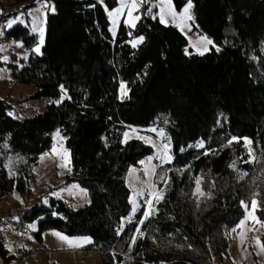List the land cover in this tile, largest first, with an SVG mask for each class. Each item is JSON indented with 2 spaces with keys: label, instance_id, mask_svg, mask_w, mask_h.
<instances>
[{
  "label": "trees",
  "instance_id": "1",
  "mask_svg": "<svg viewBox=\"0 0 264 264\" xmlns=\"http://www.w3.org/2000/svg\"><path fill=\"white\" fill-rule=\"evenodd\" d=\"M49 3L55 11L45 15L41 54L30 53L13 79L33 86L35 97L65 98L22 120L8 116L0 99V201L24 190L13 159H35L59 130L69 152L66 182L85 188L89 203L73 210L50 199V208L32 205L16 223L41 217L38 239L44 230L88 236L101 264H222L243 217L241 201L255 199L254 216L264 224V0H192L196 30L215 46L202 55H185L175 28L147 18L131 33L120 26L110 42L98 0ZM172 4L180 10L185 0ZM136 35L144 40L132 48L126 41ZM22 40L28 50L36 42ZM119 79L127 87L122 101ZM150 125L168 137L171 162L154 171L160 198L143 224L142 205L122 224L130 210L126 173L152 149L139 140L122 144L121 131ZM198 141L203 147L180 152ZM0 252L14 264L1 240Z\"/></svg>",
  "mask_w": 264,
  "mask_h": 264
},
{
  "label": "rangeland",
  "instance_id": "2",
  "mask_svg": "<svg viewBox=\"0 0 264 264\" xmlns=\"http://www.w3.org/2000/svg\"><path fill=\"white\" fill-rule=\"evenodd\" d=\"M103 8L106 21V30L110 42L114 43L120 26H123L128 33H131L146 18L158 21L163 26L175 28L184 38L185 55H201L210 51L214 46L212 39L196 30L197 25L194 19L193 7L190 10L192 19L183 17V8L176 10L171 4L172 10L176 13L173 17L168 12L167 0H144L138 4L139 11L133 9L134 16L139 15L140 19L132 20L134 27L126 24L128 18V7H125L115 24L110 13L115 12L121 5V0H112L113 6L108 7L106 1L98 0ZM130 2V0H128ZM150 9V11H149ZM163 9V11H161ZM51 11L49 0H32L31 2L13 0H0V99L7 106V114L14 120L30 118L35 114L42 113L50 105H57L56 101H62L65 95L62 93L56 97H35V88L31 85H22L13 79V71L26 65L28 55L36 54L33 49L39 43L41 30L44 35L45 15ZM163 15L165 23L160 22ZM9 21H15L12 27H17L20 35L7 36L6 32L11 29L7 27ZM35 29V31H33ZM233 34L232 31L224 33L225 39ZM35 37V44L28 50L23 48L22 37ZM142 35H136L127 39L126 43L132 46ZM144 40V39H143ZM211 40L212 44L207 41ZM225 41V40H224ZM143 42V41H142ZM142 42L138 43L140 45ZM7 57V61L4 60ZM118 80L116 97L122 101L127 96V87L121 89ZM126 86V85H125ZM122 124H119L121 126ZM155 129L156 131H152ZM124 133H128L127 137ZM50 146L35 159L30 157L14 158L11 162L13 171L21 174L24 179V190L18 192L13 190L0 201V240L5 250L15 256L14 264H101L102 252L92 249L91 243H83L79 247L69 248L62 242L55 233V230H44L40 238L35 236L37 221L16 223L18 214L26 211L32 205L50 208V199L60 200L71 209H79L89 203V196L85 188L74 182H66L69 174V152L65 147L66 136L59 131L50 134ZM139 140L152 149V153L140 160L137 165L130 166L125 176V185L130 190L129 214L121 223L130 220L138 208L142 205L143 211L151 201L150 212L153 209V201L159 200L160 195L153 184V176L156 167L171 162L170 142L168 137L160 135V129L153 126H126L122 129L120 142L123 144L128 140ZM104 140V137H102ZM104 144V142H103ZM201 141L188 144L180 149V152L190 148L199 149ZM75 186V187H73ZM135 201V205L133 204ZM135 207V210H133ZM55 214H52L54 217ZM243 221V223H241ZM16 223V224H15ZM15 225V227H14ZM35 227H32V226ZM231 235V241L227 248L226 258L222 264H264V251L257 245V238L261 242L264 237V224L259 223L254 216L252 205L246 211L244 208L243 217ZM61 234V233H60ZM63 235V234H61ZM65 236V235H63ZM74 240L84 241L90 239L88 236H67ZM0 264L1 261H0Z\"/></svg>",
  "mask_w": 264,
  "mask_h": 264
},
{
  "label": "snow or ice",
  "instance_id": "3",
  "mask_svg": "<svg viewBox=\"0 0 264 264\" xmlns=\"http://www.w3.org/2000/svg\"><path fill=\"white\" fill-rule=\"evenodd\" d=\"M143 2H144V0H130V2H128V0H121V5H120V7L117 8V9L115 10V12L110 13L111 17L113 18V23L115 24V18L118 17V16L120 15V13L123 11V9H124L125 7H128L129 10H128V12H127V16H128L129 19H127V20L125 21V23H126V24H129V25L132 26V27H134V24H133L131 21H132V20H138V19H140V17H139V15H135V16H134L133 9H135V11L138 12V11H139L138 4H143ZM171 4H172V0H167L168 12H169L173 17H175V16H176V13L172 10ZM192 7H193L192 0H187V5H186V7L183 8V13H182L183 17H185V18H187V19H189V20L192 19V16L190 15V10L192 9ZM51 11H53V12L55 11L54 7L51 8ZM149 11H150V9H149ZM161 11H163V9H162ZM160 22H161V23H165V18H164L163 15L160 16ZM13 23H15V21H9V22L7 23V27H8V28H11ZM33 31H35V29H33ZM0 35H2V33H0ZM143 39H144L143 36L139 37L136 41H134V42L132 43V46H133V47H136V45H137L138 43L142 42ZM43 43H44V35H43V30H41V35H40L39 43H38L37 46L33 49V51H34L36 54H38V55L41 54V46L43 45ZM207 43H208V44H212V41H211V40H208ZM18 46H22V45H18ZM0 50H2V49H0ZM217 51H219V49H217ZM202 54H203V53H201V55H202ZM7 59H8L7 57H4V60H5V61H7ZM125 87H126V86L122 83V84H121V89L123 90ZM61 90L63 91V87H62V86H61ZM60 102H61V101H56V103H60ZM152 131H156V130H155V129H152ZM57 135H59V130L57 131ZM127 135H128V133H124V136H125V137H127ZM160 135H164L163 130H160ZM233 139H235L237 142H239V138H233ZM230 143H231V141H230ZM245 143L250 144L251 141L245 140ZM198 146H199V147H203V143L201 142V144L198 145ZM249 152H250V154H251V149H249ZM170 159H171V157H168V160H170ZM246 162H251V161H246ZM8 167H9L10 174H14V173H12V171H11V166L9 165ZM69 170H70V169H69ZM244 175H247V173H244ZM199 184H200V181H199V179H197V181H196L197 190H199ZM73 187H75V186H73ZM202 194H203V193L201 192V195H202ZM257 203H258V202H257L255 199H253V200L251 201V205H252V208H253V209L256 207ZM133 204L135 205V201H133ZM241 204H242V206L245 208V210L247 211V210H248V207H249L248 203H246L245 201H241ZM150 207H151V201L148 202L147 207H146V209H145V212H144V214H143V218L138 222L139 224H143L144 219H146V218L149 216L150 213H149V211H148V208H150ZM133 210H135V207H134ZM241 223H243V221H241ZM32 227H35V226L33 225ZM233 230L235 231V229H233ZM136 232H137V233H140V228H139V227L136 228ZM141 234H142V233H141ZM55 235H56V236H57L62 242H65V243L68 245L69 248L79 247V246H81L83 243H91V240H90V239H86V240H84V241H80V240H74V239L69 238V237H67V236H63V235H61L60 233H55ZM257 245L260 246L261 251H264V244H261L259 238H257Z\"/></svg>",
  "mask_w": 264,
  "mask_h": 264
},
{
  "label": "water",
  "instance_id": "4",
  "mask_svg": "<svg viewBox=\"0 0 264 264\" xmlns=\"http://www.w3.org/2000/svg\"><path fill=\"white\" fill-rule=\"evenodd\" d=\"M0 261H1L2 264H4V261H3V258H2L1 252H0Z\"/></svg>",
  "mask_w": 264,
  "mask_h": 264
}]
</instances>
